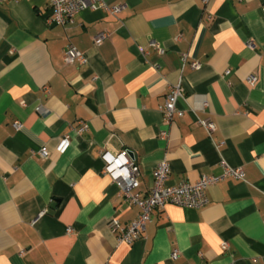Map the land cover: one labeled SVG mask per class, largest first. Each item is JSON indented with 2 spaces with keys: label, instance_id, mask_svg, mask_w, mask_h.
Instances as JSON below:
<instances>
[{
  "label": "crops",
  "instance_id": "0c3cea01",
  "mask_svg": "<svg viewBox=\"0 0 264 264\" xmlns=\"http://www.w3.org/2000/svg\"><path fill=\"white\" fill-rule=\"evenodd\" d=\"M104 1L124 6L64 25L48 23L47 0L0 2V264H264V0ZM68 45L85 61L66 63ZM179 81L182 114L167 121ZM103 150L133 153L142 195L164 159L168 185L219 175L222 161L245 176L211 184L204 207L155 208L140 238L119 242L110 220L139 207Z\"/></svg>",
  "mask_w": 264,
  "mask_h": 264
},
{
  "label": "built area",
  "instance_id": "2783aa9c",
  "mask_svg": "<svg viewBox=\"0 0 264 264\" xmlns=\"http://www.w3.org/2000/svg\"><path fill=\"white\" fill-rule=\"evenodd\" d=\"M5 1V0H0ZM207 2V0H204ZM51 13L47 17L50 24H67L74 17L86 8L97 9L105 8L112 13H118L123 4L108 6L104 0H47ZM264 11V6H263ZM109 36L108 32L101 31L94 36V43L100 45ZM150 45L155 47L159 52H163L161 45L154 41H150ZM65 62L72 63L76 60L85 61L84 55L73 45L65 48ZM183 61L186 63V55H183ZM193 68H198L200 63L192 61ZM249 84L254 85L257 82V75L250 74L247 77ZM183 95V87L181 82L169 85L162 111L167 121H172L176 114L181 115L182 112L177 108V101ZM198 122L205 127L207 132L211 134L215 129L214 121L210 119H198ZM15 129L21 127L19 121L13 123ZM87 127L86 124L81 126V130ZM70 138L64 136L58 143L56 150L64 153L70 146ZM41 157L46 158L49 150L41 148L39 151ZM101 157L105 162L104 171L108 173L119 187V192L125 197L127 202L139 207V213L129 223L122 225L118 219L113 218L109 222L111 229L117 232L119 242L132 243L140 238L147 223L151 219L153 210L157 207H164L166 204H174L183 207L200 208L209 203L207 194L208 187L226 177L236 179H244L245 172L242 167H232L222 161L223 171L219 175H203L196 182H180L174 185H168L166 182L169 177L170 168L166 159L161 161L154 171V183L145 195L136 191L139 186V165L130 156L127 150L113 153L109 150L101 151ZM72 228L68 227L67 231L72 232ZM223 246L227 247L228 243L223 242ZM178 251L174 250L172 257H176Z\"/></svg>",
  "mask_w": 264,
  "mask_h": 264
},
{
  "label": "water",
  "instance_id": "95a60500",
  "mask_svg": "<svg viewBox=\"0 0 264 264\" xmlns=\"http://www.w3.org/2000/svg\"><path fill=\"white\" fill-rule=\"evenodd\" d=\"M130 155H133V153L131 151H128Z\"/></svg>",
  "mask_w": 264,
  "mask_h": 264
}]
</instances>
